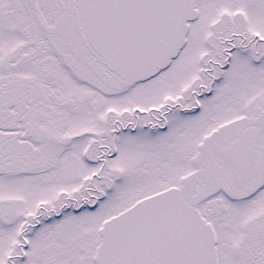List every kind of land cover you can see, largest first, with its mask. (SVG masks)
Here are the masks:
<instances>
[{"label": "snow or ice", "instance_id": "obj_1", "mask_svg": "<svg viewBox=\"0 0 264 264\" xmlns=\"http://www.w3.org/2000/svg\"><path fill=\"white\" fill-rule=\"evenodd\" d=\"M0 264H264V0H0Z\"/></svg>", "mask_w": 264, "mask_h": 264}]
</instances>
